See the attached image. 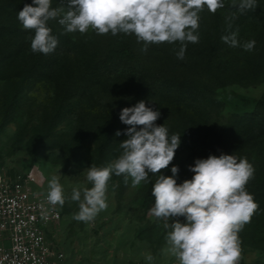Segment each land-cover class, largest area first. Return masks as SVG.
<instances>
[{
    "label": "rangeland",
    "instance_id": "1",
    "mask_svg": "<svg viewBox=\"0 0 264 264\" xmlns=\"http://www.w3.org/2000/svg\"><path fill=\"white\" fill-rule=\"evenodd\" d=\"M23 1L24 5L32 4V0ZM67 3L68 0H51V7L63 6L67 11ZM223 3L224 7L217 9L218 12L208 13L209 17L219 15L223 18L222 24L219 25L221 30H225L228 20H232L233 15L239 13L231 7V0H223ZM204 10L208 11L207 8ZM245 11H247L246 21H255L257 43L252 51L256 50L257 54L264 56V14L256 7ZM17 16L18 14L12 13L0 17V21L4 22L0 24V55L2 57L3 51L7 48L8 51L21 48L33 59L38 55L36 61L38 60L37 72L39 73L27 85V91L17 100H13V96L21 81L0 80V163H6L5 166L23 172L36 166L41 168L46 178V184L41 188L42 192H47L52 175H60L59 183L67 191L64 195V205H59L63 220L54 231L55 237H53L52 226H49L47 230L49 237L63 248L68 264H150L145 259L147 254H151L154 258L151 264H177L175 257L162 252V249L167 247L165 240L167 229L164 227L165 221L156 218L150 211L154 200L143 204L142 193H151L150 189L155 178L151 181L148 179V182H141V185L137 187L132 186L131 178L125 183L123 175L111 178L107 184V209L87 223L73 218L79 208L78 202L71 200L72 189L73 187H92L84 171L91 164L84 160L66 166L67 148H45L48 142L55 140H59L69 148L79 135L77 127L78 129L81 127V125H73L72 128H66L65 125H59L54 132L55 138L46 140L49 127L47 124L58 105L57 100L54 102L56 98L53 91L58 90L57 77L60 75V63L67 58L69 68L87 75L88 69L93 65V57L99 60L103 54L100 67L94 70L95 76L91 80H94V84L90 83V80L85 81L83 88L81 87L77 93L90 87L99 97L105 94L111 97L116 89L106 79L127 76L132 77L127 78L131 82L122 91L123 97L129 98L131 102L132 98H137L138 102L143 100L146 103L150 97L151 84L164 88L163 81L161 82L164 80L163 77H160V80L154 79V71L157 69H164L167 75L183 79L186 77L199 85L204 98L215 101L212 105L206 104L205 110L217 129L225 126L233 116L255 110L256 100L264 95V67L262 66L257 74L242 81L239 77L244 78L243 71L238 72L231 66L236 62V58H238V67L243 64V66H249L252 63L253 60L249 59L251 52L245 51L243 47H231L222 40L218 49L221 51L219 59L222 58L219 61L225 63L230 59L234 61L232 63L229 61L223 66L225 68H221L217 62L210 64L205 55L201 58L193 56L188 62L178 59L176 53L181 47L178 41L172 44L167 42L150 44L147 51L143 52L141 49L144 45L137 42L134 34L99 35L91 28L83 34L78 31L68 33L58 23L60 17L48 22L51 29L56 28L54 36L58 39V45L55 50L48 55L34 53L30 40L34 32L24 30ZM124 38L132 39L141 60L140 65L131 64L133 65L131 66L124 61L106 57L107 47L116 45L117 39ZM237 39L241 45L247 42L243 40L244 38ZM65 42H68L67 46ZM212 45L207 47L212 48ZM66 48L70 51L69 54L65 51ZM98 51L99 56H97ZM72 70H69L68 74L73 75ZM223 77H231L233 82L221 86V82L226 81L219 80ZM146 90L148 94L145 95ZM20 96L21 94L18 97ZM94 139L96 140V135ZM178 165L176 161L172 162L168 168L162 169L159 175L171 176V167ZM61 169L68 173V176L64 175ZM179 176L178 173L177 180ZM178 219L181 223L186 222L184 217ZM248 225L250 226L243 228L241 236L238 235L241 248L238 264H264V222L257 227L251 226V222Z\"/></svg>",
    "mask_w": 264,
    "mask_h": 264
},
{
    "label": "clouds",
    "instance_id": "2",
    "mask_svg": "<svg viewBox=\"0 0 264 264\" xmlns=\"http://www.w3.org/2000/svg\"><path fill=\"white\" fill-rule=\"evenodd\" d=\"M223 7V0H68L65 11L63 6L52 8L51 0H32L18 12L17 19L24 30L34 32L30 37L34 53L48 55L55 50L58 39L51 34L48 22L60 17L58 23L68 33L83 34L91 28L99 35L134 34L137 42L143 43V52L150 44L178 41L181 47L176 55L183 60L186 42H199V13L207 8L214 14ZM231 7L243 13L255 8L256 0H231ZM221 39L245 51L253 50L256 43L251 40L241 45L236 32ZM160 115L143 100L121 110L119 119L128 126L124 132L127 138L120 142L122 153L105 167L91 164L84 170L92 187H73L71 200L78 202L79 208L73 218L87 223L107 209V184L113 174L123 175L125 183L131 178L133 187L148 182L149 174L156 175L150 211L165 221L167 247L163 254L175 257L177 264H238V233L258 207L246 191L254 176L253 166L247 158L209 155L189 166L194 175L182 183L176 179L178 166L171 167V176L157 175L168 168L181 143L180 135L169 137L164 124L155 123ZM121 134L119 130L115 133ZM46 199L51 205L65 203L56 175L48 182ZM179 217L186 222L181 223ZM145 259L151 264L154 258L147 254Z\"/></svg>",
    "mask_w": 264,
    "mask_h": 264
},
{
    "label": "trees",
    "instance_id": "3",
    "mask_svg": "<svg viewBox=\"0 0 264 264\" xmlns=\"http://www.w3.org/2000/svg\"><path fill=\"white\" fill-rule=\"evenodd\" d=\"M23 2V0H0V17L12 13L18 14L25 6ZM256 8H259L264 14V0H256ZM208 13L210 11L203 10L199 14V42H186L184 60L188 62L193 56L201 58L205 55L210 64L217 62L219 67L225 68L223 67L224 65L229 61L232 63L234 60L230 59L226 63L219 61L222 59H219L221 51H218L222 41L221 37L236 32L237 38H244L243 40L246 41H248L247 39L250 41L255 40L257 43L255 21H246L247 11L239 12L233 15L234 18L232 20H228L225 30H221L219 25L222 24L223 18H220L219 15H215L212 18L209 17ZM0 24H4V22L0 21ZM55 29H51L52 35H55ZM212 37L214 38L213 40ZM64 44L67 46L68 42ZM211 44H213L212 48H208L207 46ZM65 51L67 54L70 53L67 48ZM255 51L251 50V53H249V59L253 60L249 66H243V64L238 67V58L231 66L236 68L238 72L243 71L244 78L239 77L242 81L257 74L260 68L264 67V56L257 54ZM3 54L2 57L0 55V80L21 81L13 96V100H17L27 91V85L39 73L37 72L39 67L37 65L38 60L36 61L39 56L37 55L33 59L21 48L9 51L7 48L3 51ZM99 55L100 52L98 51L97 56ZM106 57L136 66L140 65L141 61L131 38L117 39L116 45H109L106 50ZM100 59L96 60L95 56L93 57V65L90 66L91 68L88 69L86 75L84 72H76L69 68L68 59L64 58V61L60 63V75L57 77L58 90L53 91L51 87L56 98L54 102L57 100L58 105L53 110V114L47 124L49 127L46 133V140L55 138L54 132L59 125H65L66 128H72L73 125H81L80 129L77 127V131L79 130L78 137L69 148L59 140L47 141L45 148L68 149L66 166L87 160L89 164L105 167L122 153L120 142L127 138L124 132L128 126L120 121L119 115L123 108L132 107L138 103L137 98H132L133 101L131 102L129 98L123 97L124 92L122 89L131 82L127 78L132 77L115 76V78L106 79L116 89L115 92H112L111 97H108L107 94L99 97L90 87H86L82 89L81 93H77L85 81H91L94 78V70L100 67ZM69 70L73 71V75L68 74ZM154 74V79L160 80V77L164 78V80H161L164 88L155 87V85L151 84L150 87L152 89L150 97L146 101V106L160 111L161 115L155 123L157 125L164 124L168 129L169 137L173 134L180 135L181 143L172 161H176L179 164L180 176L177 183H182L185 179L192 178L194 173L189 171V166H194L196 159H206L209 155L219 156L221 154L234 155L238 159L247 158L254 168V176L247 183L246 191L253 196L254 202L258 205L250 222L251 226H259L264 222V95L256 100L253 112L235 115L225 126L217 129L211 123V117L205 110L206 104L212 105L215 101L204 98V94H202L196 82L186 77L183 79L178 76L167 75L164 69H157ZM236 75L239 76L237 73ZM224 76L226 77L227 75ZM84 78L85 80L83 81ZM219 80H226L221 82V86L233 82L231 77H223V79ZM90 83L94 84V80ZM87 84L89 85V82ZM145 92V95L148 94L147 90ZM19 94H21L20 97H18ZM118 130L122 133L120 136L115 135ZM98 134L100 135L99 138ZM95 135L97 141L94 139ZM5 164L3 162L0 163V167ZM61 170L64 175L68 176V173L63 169ZM115 177L116 175L113 174L110 179ZM152 178L157 179V176L149 174V181ZM66 192L63 189L64 195ZM142 195L144 196L143 204H148L149 201L154 200V197L149 192L142 193ZM246 226L250 225L247 223L243 228ZM243 228L239 231V236H241Z\"/></svg>",
    "mask_w": 264,
    "mask_h": 264
},
{
    "label": "built area",
    "instance_id": "4",
    "mask_svg": "<svg viewBox=\"0 0 264 264\" xmlns=\"http://www.w3.org/2000/svg\"><path fill=\"white\" fill-rule=\"evenodd\" d=\"M43 170L0 167V264H68L53 237L63 220L60 206L51 205Z\"/></svg>",
    "mask_w": 264,
    "mask_h": 264
}]
</instances>
